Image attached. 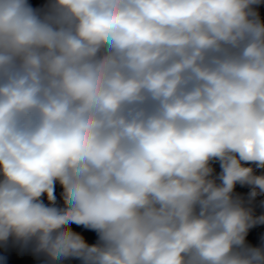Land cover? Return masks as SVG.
Here are the masks:
<instances>
[{"label": "clouds", "instance_id": "clouds-1", "mask_svg": "<svg viewBox=\"0 0 264 264\" xmlns=\"http://www.w3.org/2000/svg\"><path fill=\"white\" fill-rule=\"evenodd\" d=\"M8 247L264 264V0H0Z\"/></svg>", "mask_w": 264, "mask_h": 264}, {"label": "built area", "instance_id": "built-area-1", "mask_svg": "<svg viewBox=\"0 0 264 264\" xmlns=\"http://www.w3.org/2000/svg\"><path fill=\"white\" fill-rule=\"evenodd\" d=\"M0 264H41V258L15 247L0 249Z\"/></svg>", "mask_w": 264, "mask_h": 264}]
</instances>
